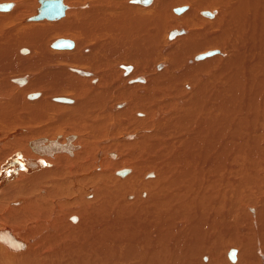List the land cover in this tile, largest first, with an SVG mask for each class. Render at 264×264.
I'll use <instances>...</instances> for the list:
<instances>
[{
	"label": "bare ground",
	"instance_id": "1",
	"mask_svg": "<svg viewBox=\"0 0 264 264\" xmlns=\"http://www.w3.org/2000/svg\"><path fill=\"white\" fill-rule=\"evenodd\" d=\"M43 1L0 0V264H264V0Z\"/></svg>",
	"mask_w": 264,
	"mask_h": 264
},
{
	"label": "water",
	"instance_id": "2",
	"mask_svg": "<svg viewBox=\"0 0 264 264\" xmlns=\"http://www.w3.org/2000/svg\"><path fill=\"white\" fill-rule=\"evenodd\" d=\"M144 3H146L148 0H142ZM0 7L2 9H6L8 7V4H2L0 5ZM63 5H62V2L61 0H44L42 2V7L39 11V13L37 15L34 16V18H41L43 16H46V17H54V16H60L62 15L63 13ZM182 9L179 8L178 11H180ZM71 46V42L70 41H60V43L57 44V46ZM211 53H214V52H206V53H203L201 54L199 57H203V56H207Z\"/></svg>",
	"mask_w": 264,
	"mask_h": 264
},
{
	"label": "rangeland",
	"instance_id": "3",
	"mask_svg": "<svg viewBox=\"0 0 264 264\" xmlns=\"http://www.w3.org/2000/svg\"><path fill=\"white\" fill-rule=\"evenodd\" d=\"M181 6H183V5H180V6H177V7H174V8H179V7H181ZM167 40H169L168 38H167ZM23 47H25V46H23ZM33 55V54H32ZM18 56L20 57L21 55L20 54H18ZM35 58H38L37 56L36 57H34V59ZM22 63V62H21ZM23 65H26L25 63H22ZM6 79H9V76L6 78ZM10 81V80H9ZM10 82H12V81H10ZM13 83V82H12ZM25 84V83H24ZM24 84H22V85H24ZM21 85V86H22ZM59 104H62V105H67V106H70L69 104H63V103H59ZM59 133H64V130L63 131H61V132H59ZM58 134V133H57ZM77 137L79 138V135H77ZM2 141H0V143H1ZM80 149H81V147H80ZM124 151V149H122V152ZM69 156V155H68ZM31 161H36L37 162V160H28L27 162H31ZM39 166V165H38ZM23 168H25V166L23 165ZM31 169V168H30ZM33 170V169H32ZM142 179V178H141ZM40 191H41V189H39L37 192H35L34 194H39L40 193Z\"/></svg>",
	"mask_w": 264,
	"mask_h": 264
}]
</instances>
